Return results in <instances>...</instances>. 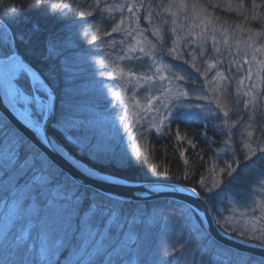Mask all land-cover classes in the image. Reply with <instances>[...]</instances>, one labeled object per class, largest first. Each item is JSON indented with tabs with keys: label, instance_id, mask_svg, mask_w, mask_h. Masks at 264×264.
Masks as SVG:
<instances>
[{
	"label": "rangeland",
	"instance_id": "obj_1",
	"mask_svg": "<svg viewBox=\"0 0 264 264\" xmlns=\"http://www.w3.org/2000/svg\"><path fill=\"white\" fill-rule=\"evenodd\" d=\"M231 1L213 3L228 13L240 12L242 6ZM103 3L110 8L100 15L92 3L95 18H82L83 44L66 55L73 77L63 79L79 92L61 106L57 125L85 159L64 147L99 171L92 161L138 166L150 154L153 137L171 134L175 106L195 108L209 117L198 122L221 130L226 147L220 156L228 153L230 161L204 179L208 188L220 192L217 206L225 229L215 213L216 220L225 233L264 246V240L256 239L264 233V160L257 159L264 147V17L249 16L258 23L244 25L241 11L233 15L238 24L230 26L217 19L208 0H103L101 8ZM121 20L120 30L112 32ZM5 28L9 47L10 30L0 19V29ZM6 69L7 97L42 127L53 96L41 78L26 73L28 89L25 77L13 84L10 66ZM54 101L56 108V93ZM6 122L0 115V264H244L253 257L219 244L196 211L175 200L138 203L141 209L155 207L147 221L162 231L158 242L147 246L153 242L152 229L131 225L142 218L139 212L120 213L116 209L130 203L108 196L104 202L113 211L98 206L102 201L89 203L101 198L89 187L81 199L83 207L89 206L78 213L77 232H66V238L55 206H69L75 196L62 199L76 182ZM23 143L32 153L24 152ZM240 182L245 187L235 197L229 187ZM205 238L218 254L207 255L196 241ZM230 257L235 262L229 263Z\"/></svg>",
	"mask_w": 264,
	"mask_h": 264
},
{
	"label": "trees",
	"instance_id": "obj_2",
	"mask_svg": "<svg viewBox=\"0 0 264 264\" xmlns=\"http://www.w3.org/2000/svg\"><path fill=\"white\" fill-rule=\"evenodd\" d=\"M208 1L212 9L216 11L217 19L230 26H235V23L238 24L237 21H235L238 17L233 15L240 14L241 11H243L242 15H244V18L241 16V19L244 20V25L257 22L249 16L259 14L261 19L264 17V0H232L231 3H233L235 7L238 6L240 8L242 6V9L240 12L230 11V13H228L226 9L224 10L222 6L215 5L213 3L214 0ZM92 3L93 2L89 0H45V4L47 5L45 9L33 7L34 0H0V19L7 25L11 35L9 47L13 52L27 57V61L46 77V80L56 93V115L51 124L53 136L60 144L68 146L72 152L83 159H85L86 156L79 154L78 151L75 150V147L67 140L63 131L59 129L57 125L61 106H64L65 101L67 102L70 98L68 97V93L71 87H69L64 79L68 80L69 77H73V74L67 68L70 60L67 59L66 55L67 53L70 55L74 49L78 50L76 46H81L83 44V42L79 40L82 36V27L86 24L82 18L85 16H87L88 19L90 18L88 13L94 12L91 7V5H93ZM54 5H58L59 7H53ZM53 42H55L59 51L57 54L59 59L54 63L48 61L44 56L45 48ZM73 42H77L78 45ZM73 45L74 48L72 47ZM25 78V80H27V85H24L30 89V80L27 75ZM6 123L9 127L13 128L11 123ZM177 128H179L178 138L176 137L177 133H175ZM172 132L169 136L164 138L153 137L154 141H152L150 154L146 156L138 166L128 164L117 166L116 164H101L95 161H92V164L101 171L110 172L130 180L172 181L191 186L212 203L218 221L221 223L222 228H224L217 206V202H222V198L219 196L220 192L218 189L208 192L207 189L211 188L207 186L209 181H207L208 183L205 182L206 185L204 184V179L214 168L220 167L218 165L224 166V163L229 161V158L226 157L228 153L224 157L223 155L220 156L222 150L226 147L224 146L225 139L222 136L221 130L217 127L205 126L204 123L198 121L184 123L180 120H176L172 125ZM187 142H190V144L188 145ZM23 148L26 149L24 151L25 153H32V149L27 147L24 143ZM165 173H167V175H165ZM238 184L240 186L232 184L229 187L231 194L235 197H240L241 190L245 187L241 182ZM248 187L249 185H247V188ZM89 190L90 189L78 183H71L68 190L65 192L67 194L66 197L62 200L63 202L69 201V195L75 196V199L71 201L67 207L63 208V205H61L56 208L55 206V210H60L62 213L60 224L61 227L65 226L63 230L66 238L68 237L66 232L70 233L73 229L77 232V227L80 224L78 213L81 211L83 213L89 206L88 204L83 207L81 199L86 196L85 194ZM92 191L91 193H93V196H100L101 198L97 200L91 199L89 203L102 201L98 206L107 208L109 211L116 209L104 202L106 195L95 189H92ZM140 205L141 204L138 203H130L129 206L116 210L120 211V213L137 210V212H139L138 215L142 218L140 220H133L131 225L135 229L138 228V230H142L146 226H149L147 229H152L149 236L153 237V242L147 246H152L158 242L160 239L159 234L162 233L159 227L147 221L150 217V210H154L155 207L145 209L142 206L141 209ZM162 206L168 205L165 204ZM194 213L200 223L204 225L199 214L197 212ZM184 219L185 224L189 227L188 218L184 217ZM59 230L58 228V231ZM59 233L62 235L61 232ZM72 236H74L73 232ZM196 241L205 248L207 255H210L209 252L218 254V252L214 250L215 246L207 244V238ZM214 244L216 245V242H214ZM67 251L68 250H65L66 253ZM224 256L229 257L228 255ZM169 257L170 256L167 257V260H171ZM246 260L247 264L254 261L258 264H264V259L254 256L248 257ZM228 261L229 263H233L235 259L230 257Z\"/></svg>",
	"mask_w": 264,
	"mask_h": 264
},
{
	"label": "water",
	"instance_id": "obj_3",
	"mask_svg": "<svg viewBox=\"0 0 264 264\" xmlns=\"http://www.w3.org/2000/svg\"><path fill=\"white\" fill-rule=\"evenodd\" d=\"M23 57V56H22ZM28 62V61H26ZM33 71L31 76H37L43 80L44 86L55 100L53 88L44 81L42 74L29 63ZM2 74L0 73V113L13 127L22 134L36 149L42 152L60 170L68 174L76 183L93 188L100 193L128 202H156L160 200H175L185 203L195 210L202 218L209 235L219 244L236 251L254 257L264 258V246L251 244L239 240L237 237L225 233L219 226L215 212L209 201L197 190L194 195L193 187L172 181H128L116 176H108L104 173H92L82 167L77 158L66 152L61 144L53 136L50 126L53 113L45 119L42 127H36L21 117L9 104L4 93Z\"/></svg>",
	"mask_w": 264,
	"mask_h": 264
},
{
	"label": "snow or ice",
	"instance_id": "obj_4",
	"mask_svg": "<svg viewBox=\"0 0 264 264\" xmlns=\"http://www.w3.org/2000/svg\"><path fill=\"white\" fill-rule=\"evenodd\" d=\"M103 0H93V3L95 5V8L97 10V15H100L103 13V11L109 10L110 6L107 5L106 3H103V8H101ZM33 7L35 8H47V5L45 4V0H34ZM53 7H59L58 5H54ZM134 5L128 6L129 11H132V8ZM142 7V5H141ZM89 17H94L92 12L88 13ZM123 24V20L119 21L116 27L112 29V32H117L120 30V25ZM4 32H6L5 29H0V56L3 57L4 60H6L11 68L10 75L12 76V83L13 81H16V83H19V80H16L17 77L24 78L25 74L28 72H34L32 67L29 66L30 62L27 61V57L22 58L21 55H17V53L13 52L10 47L6 46V41L4 39ZM105 35H111V33H106ZM97 39V38H94ZM131 51H135V49H131ZM140 51L143 52L144 49L140 48ZM174 51V49H173ZM58 47L55 44V42L51 43L49 46H47L44 50V56L47 58L48 61L50 62H56L59 59L58 54ZM123 59V57H122ZM255 59V57H253ZM264 64V61L261 62ZM36 73V72H34ZM37 74V73H36ZM129 75H134V73H129ZM182 79V77H181ZM14 84V83H13ZM19 95V91H18ZM198 107V106H197ZM53 112L55 111V101L53 100ZM170 118L174 122L175 120H180L181 122L184 123H189V122H196V121H202L204 119H208V116H202V113L200 111L193 110L189 111L186 110L185 106L183 104L179 106H175V111L170 113ZM259 153L261 154L259 157H257L258 160H264V147H261L258 149ZM252 155H256L255 153H252ZM246 159H250L249 157H246ZM167 175V173H165ZM231 175V173H229ZM193 194H196V189L193 188L191 189ZM208 192H212V189H207ZM218 194V193H217ZM200 229L197 230V233H199ZM249 233H241V235H245ZM256 239L264 240V233H261L259 236L256 237ZM171 259V257H169ZM109 264H111V261H109Z\"/></svg>",
	"mask_w": 264,
	"mask_h": 264
},
{
	"label": "bare ground",
	"instance_id": "obj_5",
	"mask_svg": "<svg viewBox=\"0 0 264 264\" xmlns=\"http://www.w3.org/2000/svg\"><path fill=\"white\" fill-rule=\"evenodd\" d=\"M5 24V23H4ZM17 55H21V54H19V53H17ZM23 58V57H22ZM32 65V64H31ZM10 65H9V63L6 61V60H4L3 59V57L2 58H0V73L2 74V81H3V85H4V83L6 82V77H5V70H7L6 68L7 67H9ZM33 66V65H32ZM38 70V69H37ZM39 71V70H38ZM40 72V71H39ZM41 73V72H40ZM30 74V73H29ZM42 74V73H41ZM31 75V74H30ZM28 76V78H29V75H27ZM31 77V76H30ZM42 77H43V79H44V81H46L49 85H50V83L46 80V77L45 76H43V74H42ZM30 79V78H29ZM33 79L34 80H38V77L37 76H33ZM31 81V80H30ZM43 81V80H42ZM51 86V85H50ZM54 90V89H53ZM69 92H71V93H68L70 96H76V93H78L79 91H78V87H76V88H74V89H71ZM5 93V92H4ZM49 93V92H48ZM6 94V93H5ZM72 96V97H73ZM72 97H70L71 99H74V98H72ZM6 98H7V100H8V102H9V104H10V106L21 116V117H23L25 120H27V121H29L30 123H32V121L30 120V118H29V116L18 106V105H16L14 102H12L8 97H7V95H6ZM82 98V97H81ZM69 101H71V100H69ZM50 113H53V117H52V121L54 120V117H55V115H56V110L53 112V110H50V112H49V114H48V116H47V118L50 116ZM0 115H2L1 113H0ZM33 124V123H32ZM50 130H51V128H50ZM18 131V130H17ZM61 146H62V148L66 151V152H69L65 147H64V145H62L61 144ZM78 160V162H79V164L82 166V167H84L86 170H88V171H91L92 173H98V174H102V172H104V171H102V172H100L99 170H96V169H94V168H92L91 166H89L86 162H84V161H81V160H79V159H77ZM258 171V170H257ZM105 173H109L108 174V176H111V175H113L114 176V174H112V173H110V172H105ZM258 173H260L259 171L258 172H256V177H258ZM107 175V174H106ZM121 177V176H120ZM121 178H123V177H121ZM124 179H126V180H128V181H131L130 179H127V178H124ZM132 181H134V180H132ZM148 181H155V180H148ZM191 187V186H190ZM202 195V194H201ZM128 202V201H127ZM129 203H131V204H136V202H133V201H131V202H129ZM148 203H151V202H148ZM212 206V205H211ZM213 208V207H212Z\"/></svg>",
	"mask_w": 264,
	"mask_h": 264
}]
</instances>
